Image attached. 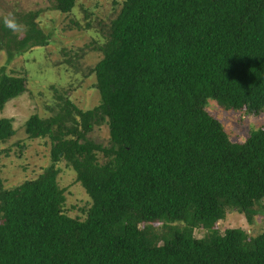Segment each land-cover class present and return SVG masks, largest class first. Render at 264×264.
Wrapping results in <instances>:
<instances>
[{"label":"trees","instance_id":"obj_1","mask_svg":"<svg viewBox=\"0 0 264 264\" xmlns=\"http://www.w3.org/2000/svg\"><path fill=\"white\" fill-rule=\"evenodd\" d=\"M111 2L85 73L98 101L82 108L58 94L53 113L28 114L23 131L48 140L50 162L10 187L0 175V264H264V225L216 226L227 207L248 223L264 208V122L231 139L205 107L264 111V0ZM36 15L24 13L20 37L0 17L8 57L48 44ZM22 71L0 67V109L25 89ZM101 123L106 144L88 137ZM13 132L0 116V143ZM12 145L24 142L0 152ZM67 167L88 198L81 214L65 207Z\"/></svg>","mask_w":264,"mask_h":264},{"label":"rangeland","instance_id":"obj_2","mask_svg":"<svg viewBox=\"0 0 264 264\" xmlns=\"http://www.w3.org/2000/svg\"><path fill=\"white\" fill-rule=\"evenodd\" d=\"M111 1L77 0L71 11L62 13L52 9L53 0H0L2 22L4 17L11 14L20 25H23L24 13L37 11L36 19L47 33L48 40L44 49L38 45L30 51L21 52V56L13 53L8 57L4 47L0 48V67L2 66L3 70L12 74H22L23 67L28 69L25 74L27 78L25 89L19 95L8 99L0 109V116L12 118L14 128L8 140L0 143V149L16 140L24 142L22 148L12 145L7 154L0 152V175L4 186L10 187L24 178L34 177L42 166L50 162L48 140L45 137L28 138L23 131L22 124L28 114L36 112L45 116L53 113L64 94H68L70 99L82 108L90 107L98 101V96L95 98L98 92L91 87L92 75L85 73L87 67L100 55L99 51L93 49L94 40L98 39L96 33L102 35L100 26L107 23L116 12V8L112 9ZM71 20H77L80 26H75ZM86 20L90 21L88 27L84 26ZM14 33L20 37L23 28ZM62 47L67 51L63 52ZM78 47L82 52L77 51ZM59 59L62 62L68 59L66 64H62L65 66L62 70L55 66ZM58 94L61 97H57ZM205 107L219 118L231 139H243L249 128L264 122V111L257 114L246 112L239 114L234 109H222L211 99ZM88 137L106 144L105 123L94 126ZM59 165L64 166L63 161H60ZM67 168L69 170L64 169L58 178L59 185L64 187L65 207L68 214H81L80 209L88 205V198L80 182L74 180L72 168ZM254 217L255 220L248 223L242 212L227 207L223 217L216 222V226L220 229L226 226H240L246 231L249 229L255 232L258 225H264V208H260V212ZM201 234V229L193 230V235Z\"/></svg>","mask_w":264,"mask_h":264},{"label":"clouds","instance_id":"obj_3","mask_svg":"<svg viewBox=\"0 0 264 264\" xmlns=\"http://www.w3.org/2000/svg\"><path fill=\"white\" fill-rule=\"evenodd\" d=\"M4 25L10 29L12 32H17L22 29V25H20L16 19L9 14L8 16L4 17L3 20Z\"/></svg>","mask_w":264,"mask_h":264}]
</instances>
